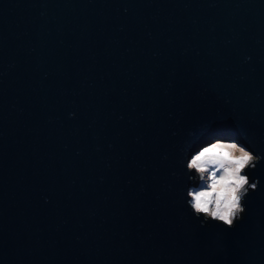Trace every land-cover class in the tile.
<instances>
[{"label":"water","instance_id":"95a60500","mask_svg":"<svg viewBox=\"0 0 264 264\" xmlns=\"http://www.w3.org/2000/svg\"><path fill=\"white\" fill-rule=\"evenodd\" d=\"M214 138L262 157L233 230ZM0 264H264V0H0Z\"/></svg>","mask_w":264,"mask_h":264},{"label":"clouds","instance_id":"9594fccd","mask_svg":"<svg viewBox=\"0 0 264 264\" xmlns=\"http://www.w3.org/2000/svg\"><path fill=\"white\" fill-rule=\"evenodd\" d=\"M191 135V134H190ZM185 151L184 173L192 186L186 190V206L203 227L214 223L233 230L246 213V199L259 180L248 175L262 157L235 139L214 138L195 151Z\"/></svg>","mask_w":264,"mask_h":264}]
</instances>
